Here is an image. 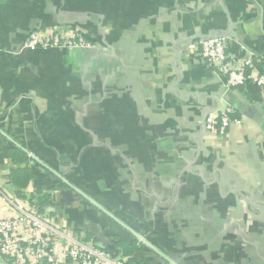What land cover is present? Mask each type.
Segmentation results:
<instances>
[{"label": "crops", "instance_id": "0c3cea01", "mask_svg": "<svg viewBox=\"0 0 264 264\" xmlns=\"http://www.w3.org/2000/svg\"><path fill=\"white\" fill-rule=\"evenodd\" d=\"M55 27L93 47L22 50ZM211 35L261 71L264 0H0V216L36 202L130 264H264V93L190 48Z\"/></svg>", "mask_w": 264, "mask_h": 264}, {"label": "built area", "instance_id": "2783aa9c", "mask_svg": "<svg viewBox=\"0 0 264 264\" xmlns=\"http://www.w3.org/2000/svg\"><path fill=\"white\" fill-rule=\"evenodd\" d=\"M227 36L211 35L192 43L200 49L209 68L217 70L229 87L254 83L264 93V56L261 71L255 74L250 58L235 59L227 53ZM92 43L79 31L62 27L37 29L29 35L22 50L51 51L89 49ZM1 53V50H0ZM232 111H213L205 118L209 136L224 137L234 120ZM11 213L0 216V258L6 264H130L112 252L85 241L66 229L55 228L37 203L9 201Z\"/></svg>", "mask_w": 264, "mask_h": 264}, {"label": "water", "instance_id": "95a60500", "mask_svg": "<svg viewBox=\"0 0 264 264\" xmlns=\"http://www.w3.org/2000/svg\"><path fill=\"white\" fill-rule=\"evenodd\" d=\"M171 263H172V264H176V262H175V261H172V260H171Z\"/></svg>", "mask_w": 264, "mask_h": 264}, {"label": "trees", "instance_id": "16d2710c", "mask_svg": "<svg viewBox=\"0 0 264 264\" xmlns=\"http://www.w3.org/2000/svg\"><path fill=\"white\" fill-rule=\"evenodd\" d=\"M22 154V153H21ZM24 156V155H23ZM25 173V172H24ZM30 179V176H29V178H27V181Z\"/></svg>", "mask_w": 264, "mask_h": 264}]
</instances>
